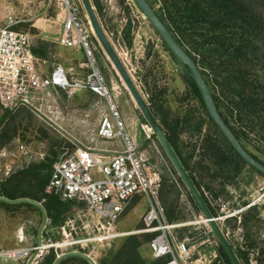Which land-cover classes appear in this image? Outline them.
<instances>
[{"label": "trees", "instance_id": "trees-1", "mask_svg": "<svg viewBox=\"0 0 264 264\" xmlns=\"http://www.w3.org/2000/svg\"><path fill=\"white\" fill-rule=\"evenodd\" d=\"M148 1L179 45L196 63L228 127L248 153L264 165V157L261 156L264 154V0ZM121 2L125 4L124 0ZM92 3L105 32L110 37L109 28L105 23L104 6L100 0H92ZM134 26L135 21L129 17L121 34V41L127 48L133 47L134 44ZM19 29L16 27L17 31H20ZM58 44L61 46L60 43ZM112 44L116 47L115 43ZM162 46L179 66L181 77L188 90L183 98L177 99L179 106L174 109L167 98V88L156 87L155 92L149 95L148 101L146 100L152 114L165 132L211 213L214 216L217 214L209 201L210 196L214 201L233 203L234 209L245 208L251 203L250 201H245L242 205L237 201H240L243 195L246 198V192L242 191L241 187L236 188L235 192L226 188L229 184L228 180L232 177L227 169L237 160L235 171L236 176H240L249 166L233 151L213 123L190 73L163 41ZM54 48V44L43 39L36 44L32 43L33 55L45 62L56 58ZM193 102H197L196 107L191 106ZM19 110L27 109L18 107L10 111ZM4 121L5 119H0V130ZM186 132L195 139L193 140L195 144L185 147L187 151L184 153L185 148H182L179 142ZM47 135L43 132L44 139ZM154 138L156 139L155 136ZM47 140L54 142L48 138ZM59 147L60 153L65 147L70 148L71 144L63 141ZM54 149L55 146H52L48 152L44 151L43 159L34 158L37 161H29L28 164L27 160L22 161L23 163L19 164L8 177L3 173L0 174V208L9 213H24L32 210L43 218L46 214L47 220H50L49 228L60 231L76 202H65L59 197L46 193L53 165L60 157L53 151ZM30 158L33 159V156L31 155ZM248 170L257 177L264 178L253 168L250 167ZM182 185L184 186L183 183ZM184 188L186 189L185 186ZM186 192L200 212L187 189ZM236 197L240 199L237 200ZM22 200L27 201L20 202ZM34 202L42 204V208ZM249 210V212L259 210V206L255 204ZM246 216L247 214L242 216V225L245 227L250 223ZM231 222L232 220L229 221L230 224ZM176 231L180 235L178 236L180 240L186 239L184 236L187 234V229ZM34 233L37 234L38 230L35 229ZM248 235L244 246L232 244L236 255L242 264H252L251 254L257 264H264V246L258 248L250 246ZM153 237L154 235L144 234L140 237L128 236L119 249L111 250L108 258L103 259L99 264H166L169 258L148 261L142 255L143 246L148 247L150 253L149 243ZM254 248L256 252L252 251ZM218 253L225 264H231L219 245ZM58 259L56 251L51 249L38 264H92L82 254H69L57 263Z\"/></svg>", "mask_w": 264, "mask_h": 264}, {"label": "rangeland", "instance_id": "rangeland-1", "mask_svg": "<svg viewBox=\"0 0 264 264\" xmlns=\"http://www.w3.org/2000/svg\"><path fill=\"white\" fill-rule=\"evenodd\" d=\"M100 2L105 9V23L109 28V38L115 43L117 52L122 54L126 67L131 71L132 77L145 99L148 101L149 95L155 92L156 87L160 89L167 88L166 94L169 103H171L174 109H177L179 106L177 99L183 98L188 88L183 82L179 66L163 48L162 41L159 39L160 37L157 36L149 21L142 15L133 0H124L125 4L121 0H100ZM12 10L21 11L18 19H24L27 22H23L21 26L17 27L18 29L20 27V31L30 34L32 43L36 44L40 39H43L55 45L56 58L52 61H46L41 65L46 74L51 73L55 66L62 65L65 69L71 71L72 75L76 78L85 76L87 71L81 68V64L86 62L85 53L79 49H65L58 44L63 25L58 18L60 12L53 1L50 3V0H0V21ZM82 14L85 16L83 8ZM129 17L135 21L134 44L131 48H127L121 41V34ZM98 47L99 50L96 57L103 75L118 97L120 110L126 121V131L141 146L146 158L149 159L150 163L162 177L163 183L160 197L167 209L169 223L185 224L196 221L202 216L201 212L196 209L194 203L190 200L186 189L175 174L159 142L154 138L153 130H151V127L136 107L107 56L101 47ZM40 105H35L36 109L19 106L27 110L14 112L4 109L0 105V119H5L4 125L0 130V174L3 173L5 175L6 166H10L12 171H14L24 160H27L26 163L28 164L29 161L43 159L44 151L45 153L48 152L52 146H55L53 151L61 156L66 149H74L72 145L73 140L76 141V145L82 142L80 144L94 148L118 147L121 145L120 142L118 144L116 142H106L98 138L97 133L101 118L103 114L107 113V110L103 100L87 91L77 92L70 99L65 93H60L59 96L55 94L47 110L41 108ZM191 106L196 107L197 102L191 103ZM83 122L87 132L85 135L78 136L76 134V125L82 126ZM43 132H46L48 134L47 138L54 142L47 140V138L44 139ZM193 140L195 139H192L191 135L186 132V134L181 136L179 143L182 148H185L194 145ZM63 141L70 143L71 147H65L59 153V145H62ZM186 151L187 148L184 149V153ZM31 155L33 159L30 158ZM261 156L264 157V154H261ZM263 188L264 178L259 177L258 184L253 185V198L248 197L249 199H247L251 203L243 208L245 209L243 212L226 222L231 237L234 239L244 238L242 244L240 243L241 241L236 243L237 246L245 245L249 232L250 246L257 248L264 246ZM233 190L234 188H231L232 192L235 191ZM210 199H212L211 196ZM236 199L239 200L240 198L236 197ZM212 201L214 205L216 204L213 209L217 214L213 215L214 217H218L221 214L219 211L221 207H218V203L225 205L226 212L223 215L242 210V208L234 209L233 203L226 204L225 202L214 201L213 199ZM244 203L245 201H241V205ZM254 203L259 206V210H251L252 212H249V208L254 206ZM130 207L114 225L113 232L132 233L145 228L143 216L148 209L146 198H135ZM81 210L87 212V207L76 203L69 216H75ZM244 214H247L246 217L250 221L246 227L242 225V216ZM89 219L96 220V217L93 213L89 212ZM231 220L230 224L229 221ZM49 223L50 220H48L43 229L44 218L39 213L32 210L24 211V213H9L0 208V253L21 249L30 250L28 255L21 260L5 262L0 259V264H38L51 249H39L38 251L33 249L39 248L41 243L42 246H48L51 243H58L63 240L67 241V238L63 236L61 231L49 228ZM79 227H82L81 224ZM204 228L203 225L196 224L184 226L180 229L188 230V235L186 234L184 238L186 237L197 242L202 237ZM35 229L38 230L37 234L34 233ZM41 229H43L41 233L42 242L39 243ZM175 234L177 237L180 236L177 231H175ZM78 236L80 238L86 237L85 231H79ZM135 236L140 237V235ZM126 237L128 236L109 240L101 244H89L85 248L83 246H76V254H82L87 257L91 256L96 264H99L103 259L108 258L111 250L116 251L119 249ZM50 240L51 242H49ZM214 241L212 238L211 243L199 246L200 254L210 256L216 253L219 255L218 244L213 243ZM55 251L58 258L70 254L64 247ZM252 251L256 252L255 248ZM141 252L145 259L153 261L148 247L143 246ZM251 261L252 264H257L252 254Z\"/></svg>", "mask_w": 264, "mask_h": 264}, {"label": "built area", "instance_id": "built-area-1", "mask_svg": "<svg viewBox=\"0 0 264 264\" xmlns=\"http://www.w3.org/2000/svg\"><path fill=\"white\" fill-rule=\"evenodd\" d=\"M52 1L60 12L58 18L63 25L60 45L85 53L86 62L81 64V68L87 73L82 78H76L71 71L57 65L51 73L46 74L41 66L45 61L32 53L30 34L16 30L23 21L8 15L4 23L0 24V105L13 110L19 106L35 108V105L41 104V108L47 110L55 94L59 96L65 93L70 99L77 92L87 91L103 100L107 110L101 118L98 138L106 142H120L121 145L94 148L80 143L76 145L73 140L74 149H66L53 165L46 193L65 202L82 204L87 207V212L81 210L77 215L69 216L60 228L67 241L48 246H42L41 243L39 248L33 250L64 247L70 254H76V246L85 248L89 244H101L124 236L151 234L154 237L149 249L154 260L169 258L166 264H225L216 253L205 256L199 252L198 247L211 243L212 239L198 243L210 233L208 222L202 216L185 224L169 223L160 197L162 177L146 158L141 146L126 131L118 97L100 69L96 57L99 44L86 13L85 16L82 14L81 0H50V3ZM118 54L126 66L122 54ZM11 173V167L6 166L5 176ZM137 197L146 198L148 203L143 216L145 228L132 233L113 232L114 225ZM209 201L214 208L216 204L211 199ZM218 207H221L219 211L222 215L215 217V220L224 236L231 245H237L239 241L242 244L244 238L231 237L226 222L245 209L223 215L226 212L225 205L218 203ZM89 212L94 214L96 220L89 219ZM80 224L82 227H79ZM196 224L205 227L197 242L188 238L180 240L175 234L176 230L184 226ZM79 231H85L86 237L80 238ZM29 252L26 249L1 252L0 259L5 262L21 260ZM89 258L95 262L91 256Z\"/></svg>", "mask_w": 264, "mask_h": 264}, {"label": "water", "instance_id": "water-1", "mask_svg": "<svg viewBox=\"0 0 264 264\" xmlns=\"http://www.w3.org/2000/svg\"><path fill=\"white\" fill-rule=\"evenodd\" d=\"M142 13V15L149 21L155 32L158 34L160 39L165 43V45L169 48L171 53L175 56V58L180 62V64L190 73L191 77L195 81L201 95L203 102L205 104L206 110L218 127L220 132L223 134L227 142L231 145L233 150L240 156V158L251 168L257 171L264 177V165L260 162L256 161L243 147L240 141L237 139L235 134L231 131V129L226 125L224 120L222 119L220 112L217 108V105L214 101L212 93L207 86V83L200 72L199 68L197 67L194 60L188 55V53L179 45L176 41L175 37L172 35L170 30L164 25L161 19L156 14L155 10L152 8L151 4L148 0H133ZM83 9L86 13V16L90 22L92 27L95 39L97 40L99 46L107 56L109 62L113 66L116 74L119 76L120 80L122 81L123 85L125 86L126 90L129 92L132 100L134 101L136 107L141 112L143 118L146 120L148 125L154 132V136L156 137L157 141L159 142L162 150L164 151L165 155L167 156L168 160L170 161L173 170L177 177L181 180L184 184L188 192L190 193L191 197L194 199L195 203L197 204L200 212L205 221L208 222V226L210 228V233L203 237L198 243H202L208 238H213L217 242V244L224 250L227 257L229 258L231 264H242L235 253L234 248L229 243V241L224 236L220 225L215 220V217L211 213L207 203L205 202L204 198L202 197L201 193L197 189L196 185L192 181L191 177L183 167L180 159L178 158L174 148L172 147L171 143L169 142L165 132L161 128V126L156 121L154 115L152 114L148 103L143 96L142 92L138 88L134 78L129 73L127 67L121 60L116 48L112 44L110 38L108 37L107 33L105 32L100 19L96 13V9L92 3V0H81ZM1 199V198H0ZM27 201L22 200L20 202ZM35 205H41L34 202ZM47 224V217L46 214L44 215V227ZM41 229L39 234V243H41L42 239V231ZM69 255V254H68ZM67 255L60 257L57 263L65 258ZM85 256V255H84ZM92 264H96L93 260L89 257L85 256Z\"/></svg>", "mask_w": 264, "mask_h": 264}, {"label": "flooded vegetation", "instance_id": "flooded-vegetation-1", "mask_svg": "<svg viewBox=\"0 0 264 264\" xmlns=\"http://www.w3.org/2000/svg\"><path fill=\"white\" fill-rule=\"evenodd\" d=\"M221 115V114H220ZM222 117V116H221ZM223 119V118H222ZM224 120V119H223ZM225 122V121H224ZM214 123V122H213ZM226 123V122H225ZM227 125V124H226ZM228 126V125H227ZM232 131V130H231ZM223 135V134H222ZM224 137V136H223ZM225 138V137H224ZM226 140V139H225ZM227 141V140H226ZM228 143V142H227ZM229 144V143H228ZM231 147V145L229 144ZM244 147V146H243ZM232 148V147H231ZM233 149V148H232ZM234 151V150H233ZM247 151V150H246ZM235 152V151H234ZM248 152V151H247ZM236 153V152H235ZM153 158V157H152ZM154 159V158H153ZM155 160V159H154ZM237 162V160H236ZM236 162L229 166V169H227L228 173L232 176L229 180L226 188L228 190H231V188H240L242 191L246 192L247 197L253 198V195L249 194L250 190L253 189L255 174H252L249 168L244 169V173L240 176H236ZM233 190V191H234ZM263 191V189H262ZM235 192V191H234ZM242 199L239 201V204L244 201H246L245 197H241ZM243 209V208H242Z\"/></svg>", "mask_w": 264, "mask_h": 264}, {"label": "crops", "instance_id": "crops-1", "mask_svg": "<svg viewBox=\"0 0 264 264\" xmlns=\"http://www.w3.org/2000/svg\"><path fill=\"white\" fill-rule=\"evenodd\" d=\"M18 12V13H17ZM21 14V11H13L12 10V12L10 11V12H8L7 13V15H6V17L2 20V21H0V24H3L4 23V21H5V19L7 18V16L8 15H12L13 17L15 16V18L16 19H18V15H20ZM18 20H20V21H23V22H27L26 20H24V19H18ZM22 22V23H23ZM61 35H62V33H61ZM60 39H61V37H60ZM60 39H59V43H60ZM84 122L82 123V126L81 125H76V134L78 135V136H82V135H85L86 134V126H85V128H84ZM80 143H82V142H80ZM88 144H89V141H88ZM258 179H259V177H257V176H255V179H254V184L253 185H255V184H258ZM253 190V189H252ZM252 190H250V192H249V194H251V195H253L252 194ZM247 199H249L248 197L246 198V201H247ZM238 200V199H237ZM238 202V201H237ZM255 205V204H254ZM166 208V207H165ZM166 211H167V209H166ZM167 217H168V215H167Z\"/></svg>", "mask_w": 264, "mask_h": 264}]
</instances>
